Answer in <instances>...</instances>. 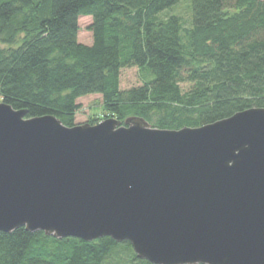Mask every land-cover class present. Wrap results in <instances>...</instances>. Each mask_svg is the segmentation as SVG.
Listing matches in <instances>:
<instances>
[{"label": "water", "instance_id": "1", "mask_svg": "<svg viewBox=\"0 0 264 264\" xmlns=\"http://www.w3.org/2000/svg\"><path fill=\"white\" fill-rule=\"evenodd\" d=\"M0 101V232L129 241L153 264H264V107L163 129Z\"/></svg>", "mask_w": 264, "mask_h": 264}, {"label": "trees", "instance_id": "2", "mask_svg": "<svg viewBox=\"0 0 264 264\" xmlns=\"http://www.w3.org/2000/svg\"><path fill=\"white\" fill-rule=\"evenodd\" d=\"M181 1L0 0V101L73 126L78 99L101 94L100 119L138 115L163 129L264 107V0H191L190 26L166 14ZM84 15L91 45L78 39ZM132 66L143 84L123 90ZM113 263L153 264L110 236L0 232V264Z\"/></svg>", "mask_w": 264, "mask_h": 264}, {"label": "rangeland", "instance_id": "3", "mask_svg": "<svg viewBox=\"0 0 264 264\" xmlns=\"http://www.w3.org/2000/svg\"><path fill=\"white\" fill-rule=\"evenodd\" d=\"M191 0H182L177 6L171 10H166V14L175 13L179 15L185 22V26L191 25ZM93 22L91 16H81L79 18L80 31L78 39L80 42L91 45L93 43V34L88 29L89 25ZM143 84V76L137 66L125 67L121 70V89H129L134 86ZM184 89L190 87L189 83H182ZM101 94H89L78 99L80 109L78 110L75 118V124L91 123L92 119H100L103 117V104ZM100 119L99 121H101ZM98 121V122H99ZM114 264V263H113Z\"/></svg>", "mask_w": 264, "mask_h": 264}]
</instances>
